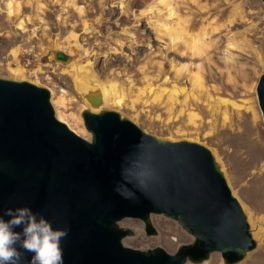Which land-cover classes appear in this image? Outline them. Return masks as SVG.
<instances>
[{
  "label": "rangeland",
  "instance_id": "374dc122",
  "mask_svg": "<svg viewBox=\"0 0 264 264\" xmlns=\"http://www.w3.org/2000/svg\"><path fill=\"white\" fill-rule=\"evenodd\" d=\"M8 1L0 0V76L30 79L63 93L65 112L80 116L83 124L81 110L89 102L75 85L73 62L115 86L121 103L109 101L104 107L162 138L208 146L251 213L258 241L236 264H264V180L240 165L233 144L236 132H245L252 119L264 132L256 90L264 72V1L14 0L11 14ZM194 41L202 47L199 52L192 50ZM227 46L232 60L226 66ZM56 50L72 60L49 59ZM19 63L25 73H20ZM196 73L202 87L193 83ZM232 103L240 106V120ZM225 109L230 117L224 122ZM151 217L158 236L146 235L138 218L123 219L124 225L138 230L137 236L124 239L127 245H161L173 252L191 240L175 220L161 214ZM220 262V253L213 252L202 264Z\"/></svg>",
  "mask_w": 264,
  "mask_h": 264
},
{
  "label": "water",
  "instance_id": "95a60500",
  "mask_svg": "<svg viewBox=\"0 0 264 264\" xmlns=\"http://www.w3.org/2000/svg\"><path fill=\"white\" fill-rule=\"evenodd\" d=\"M48 58L72 60L61 50ZM256 90L264 119V72ZM84 96L88 138L57 117L49 87L0 76V218L27 206L53 228H67L63 264H202L213 252L220 264H236L257 247L251 213L213 150L147 132L104 107L98 84ZM152 214L175 220L191 240L173 252L127 245L138 230L123 219L138 218L146 235L158 236ZM30 258L24 253L23 264Z\"/></svg>",
  "mask_w": 264,
  "mask_h": 264
},
{
  "label": "bare ground",
  "instance_id": "6f19581e",
  "mask_svg": "<svg viewBox=\"0 0 264 264\" xmlns=\"http://www.w3.org/2000/svg\"><path fill=\"white\" fill-rule=\"evenodd\" d=\"M13 3L14 0H9L7 2L8 5V13L11 14L13 12ZM18 6V4H17ZM200 47L196 41L192 44V50L194 52H199ZM224 63L227 64L229 61L232 60V53L229 50L228 46L224 49ZM17 57V56H16ZM73 66V73L75 76V85L78 87V90L80 89L83 92L87 90V88L90 86V83L98 84L101 90L103 104L110 102H114L117 104L121 103V97H119L116 93V89L114 85L107 84L104 81H101L96 77V75L89 69L83 66H76L75 63H70ZM18 68L20 69V73H25V67L18 64ZM14 67H11V70H14ZM27 71V69H26ZM193 83L198 85L199 87H202V78L201 76L196 73L194 74V80ZM51 90V100L54 105L56 115L59 119L65 121L72 129H74L77 133L84 137H89V134L85 130L82 124L81 117L78 115H75L71 112L66 113L65 107V97L63 93L54 91L55 89ZM85 97V96H84ZM230 102L227 99H224V105L228 106ZM84 108L88 107V103L85 101ZM236 108L237 112V119L240 120L242 118V115L239 114L238 108L239 105H236L232 103ZM69 117L71 120H69ZM230 117L227 110H224L223 113V119L224 122ZM190 120L193 121L194 115L190 113L189 116ZM245 133V134H241ZM238 138L234 141V155L235 158L238 160L240 165L244 169H249V173L253 174V177L259 180H264V140L262 139L264 136L263 129L260 127L259 121H256L254 119L250 120L249 126L245 132H236V135ZM262 168L259 171H256V168L259 166L260 162ZM251 170V171H250ZM258 174V175H257ZM174 239V238H173Z\"/></svg>",
  "mask_w": 264,
  "mask_h": 264
},
{
  "label": "clouds",
  "instance_id": "9594fccd",
  "mask_svg": "<svg viewBox=\"0 0 264 264\" xmlns=\"http://www.w3.org/2000/svg\"><path fill=\"white\" fill-rule=\"evenodd\" d=\"M4 215L8 219L0 218V264H23L24 253H31L28 264H63L61 241L68 236L67 228H53L27 206L6 208Z\"/></svg>",
  "mask_w": 264,
  "mask_h": 264
}]
</instances>
